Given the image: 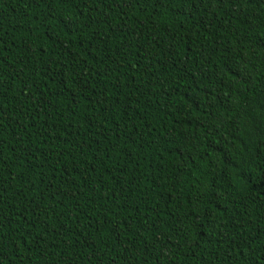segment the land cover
<instances>
[{
	"label": "trees",
	"instance_id": "trees-1",
	"mask_svg": "<svg viewBox=\"0 0 264 264\" xmlns=\"http://www.w3.org/2000/svg\"><path fill=\"white\" fill-rule=\"evenodd\" d=\"M0 264H264V0H0Z\"/></svg>",
	"mask_w": 264,
	"mask_h": 264
}]
</instances>
